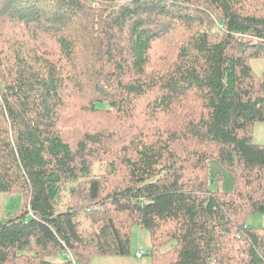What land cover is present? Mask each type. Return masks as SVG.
Instances as JSON below:
<instances>
[{
    "label": "trees",
    "instance_id": "1",
    "mask_svg": "<svg viewBox=\"0 0 264 264\" xmlns=\"http://www.w3.org/2000/svg\"><path fill=\"white\" fill-rule=\"evenodd\" d=\"M261 9L264 0H0V193L27 199L0 222V264L127 256L136 227L151 264H264V229L247 225L264 215V145L253 136L264 77L251 65L264 59ZM159 44L169 58L151 67ZM72 86L84 111L118 124L63 131ZM141 109L149 124L125 125ZM213 160L233 173L232 191L211 187ZM88 178L86 220L60 200Z\"/></svg>",
    "mask_w": 264,
    "mask_h": 264
},
{
    "label": "rangeland",
    "instance_id": "2",
    "mask_svg": "<svg viewBox=\"0 0 264 264\" xmlns=\"http://www.w3.org/2000/svg\"><path fill=\"white\" fill-rule=\"evenodd\" d=\"M262 13H264V11H262ZM19 35L20 37H22L20 32ZM45 47L51 49V47H53V44L46 41ZM55 48L56 46L53 47V51L51 52H55ZM152 52L153 56L151 67H156L160 63L164 62L167 58H169V48L162 44L156 45ZM251 65L258 76L264 77V59H253L251 61ZM67 93V109L63 113V120L61 122L63 131L65 130L66 133L67 131L77 132L79 130V135L77 137H80L87 130L99 128L103 129L104 131L110 121H115L110 114L99 113L89 115L88 112L84 111L85 107L88 106V103L78 98V91H75L74 86L68 88ZM142 111L143 109L138 112L139 115L136 116V119L133 122L127 123L125 125L134 124L136 126L141 125L142 127L145 125L146 127L149 122L146 121L148 120V118L142 114ZM116 123L118 124V122ZM117 131L120 132L119 127H117ZM253 136L255 143L264 145V122L256 124ZM93 171L94 177H102L107 173L106 163L96 162L93 166ZM209 173L211 179L214 180L213 182H211V187L213 189H218V183H220L222 190H233V173L228 168L224 167L220 162H218L217 160L211 161ZM216 179H219V181ZM90 185L91 178L82 179L80 180L79 184L68 185V188H65L61 196V208L65 209L73 205L76 209H83L82 207L87 206L89 204L88 198L90 194ZM74 187H76L79 191L77 196L70 193V191ZM26 203L27 199L22 193H0V222L17 216V214L24 209ZM93 208L95 209V207ZM84 209L81 213L83 214L84 219L89 220ZM97 225L98 224H95V226ZM247 225L259 229H264V215L251 214L247 218ZM89 227L90 230L94 229V226L92 227V225ZM138 254L141 255V258H138ZM71 258L74 264H77L73 254ZM66 259V256L59 255L53 260L54 262H64ZM151 259L152 257L149 234L144 229L136 227L132 234V248L130 255L111 257L96 256L93 258L91 264H151Z\"/></svg>",
    "mask_w": 264,
    "mask_h": 264
},
{
    "label": "built area",
    "instance_id": "3",
    "mask_svg": "<svg viewBox=\"0 0 264 264\" xmlns=\"http://www.w3.org/2000/svg\"><path fill=\"white\" fill-rule=\"evenodd\" d=\"M138 258H141V255L140 254H138Z\"/></svg>",
    "mask_w": 264,
    "mask_h": 264
}]
</instances>
